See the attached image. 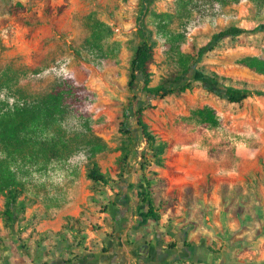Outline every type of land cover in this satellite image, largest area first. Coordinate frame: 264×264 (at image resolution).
<instances>
[{"label": "rangeland", "instance_id": "1", "mask_svg": "<svg viewBox=\"0 0 264 264\" xmlns=\"http://www.w3.org/2000/svg\"><path fill=\"white\" fill-rule=\"evenodd\" d=\"M215 4H221L227 19L213 22ZM194 18L200 22L189 35L186 26ZM144 25L155 40L151 85L173 82L194 64L190 88L144 102L146 95L138 85L127 87ZM262 25L264 7L252 0H0V98L32 102L68 75L93 93L83 109H69L44 131L41 136L47 141L40 147L33 143L31 157L10 163L28 207L5 223V198L0 196V261L7 245L26 254L48 244L52 236H65L75 246L77 237L83 238L85 246L87 230H100L98 214L107 210L106 193L113 190L117 177L112 175L129 141L119 130V115L133 94L139 97L136 107L145 108V120L163 138L171 117L197 114L204 106L213 107L216 114H264V75L238 64L243 55L264 56V28L257 30ZM228 26L245 32L209 46L212 36ZM64 58L70 61L66 77L44 73ZM207 70L248 80L254 84L250 88L254 100L233 104L210 92L204 84ZM128 124L135 137L131 153L135 157V147L144 140L134 117ZM4 158L0 152V160ZM91 161L101 165L108 185L87 176ZM49 225L60 229L42 231Z\"/></svg>", "mask_w": 264, "mask_h": 264}, {"label": "crops", "instance_id": "2", "mask_svg": "<svg viewBox=\"0 0 264 264\" xmlns=\"http://www.w3.org/2000/svg\"><path fill=\"white\" fill-rule=\"evenodd\" d=\"M171 118L163 155L169 168L151 166L166 180L154 188L157 206L164 205L155 217L141 201L142 142L124 175H112L107 210L98 214L102 227L87 230L85 246L65 236L26 254L7 245L0 264H264V114H216L215 126L196 114ZM49 228L60 225L42 231Z\"/></svg>", "mask_w": 264, "mask_h": 264}, {"label": "trees", "instance_id": "3", "mask_svg": "<svg viewBox=\"0 0 264 264\" xmlns=\"http://www.w3.org/2000/svg\"><path fill=\"white\" fill-rule=\"evenodd\" d=\"M252 2L264 7V0H252ZM263 28L264 25L259 26L257 30ZM244 32V29L236 26L222 28L212 36L209 46L219 43L222 39L236 38ZM139 33L141 41L130 61V77L127 87L134 89L135 85H138V90L146 95L144 102H150L151 99L158 96L175 91H185L190 88V81L196 71L194 64L186 68L183 75L173 82L151 85L153 77L151 66L155 59V40L152 36V30L145 25L140 27ZM205 49L200 50V53ZM238 64L257 75H264V56L262 55H243L239 58ZM204 78L205 87L210 92L218 93L223 99L233 104H242L250 95V88L254 87V84H249L246 79L234 80L212 70H207ZM92 95L93 93L82 81L73 75H68L56 83L49 92L39 95L32 102L25 100L10 102L8 99L0 98V152L5 154V158L0 160V196L5 198V208L2 212L5 223L13 222L16 214L24 212L28 207L25 198H21L23 187L18 182L10 163L18 158L31 157L30 150L33 143L38 144V147L46 143L47 140L41 136L44 131L61 120L69 109L75 111L83 109ZM138 98L137 94H133L127 101L123 102L122 113L119 115V130L127 136L129 141L126 142L124 150L117 160L116 175L118 178L124 175L131 157L135 137L131 125L128 124V118L134 117L146 143V150L141 152L142 160L139 165L145 184L141 201L147 203L146 216L153 218L156 216V210L164 206L162 203L157 206L154 188L156 185H165L166 180L164 177L158 176V172L153 170L151 166L155 164L169 168L165 162L166 157L163 155L170 147V143L167 139L159 136L145 120V108L143 106L136 107ZM196 113L201 123L217 125L216 110L213 107L204 106L196 110ZM101 147L99 146L98 151L102 150ZM87 176L94 182H101L105 185L109 183V179L101 171V165L96 161H91L88 164ZM76 241L78 247L84 243L83 238L80 237H77Z\"/></svg>", "mask_w": 264, "mask_h": 264}, {"label": "built area", "instance_id": "4", "mask_svg": "<svg viewBox=\"0 0 264 264\" xmlns=\"http://www.w3.org/2000/svg\"><path fill=\"white\" fill-rule=\"evenodd\" d=\"M213 11L215 12V15H212V19L214 23H217L218 19H221L224 17L227 19V15L222 11L221 4H215ZM199 22H200V18H194L193 20H191L186 26L187 34L190 35L191 33L195 32L196 28L198 27ZM69 62L70 61L67 58L59 60L56 65L49 67L48 69L44 71V73L53 72L58 77H66L70 73ZM182 264H200V263L186 260V261H183Z\"/></svg>", "mask_w": 264, "mask_h": 264}]
</instances>
